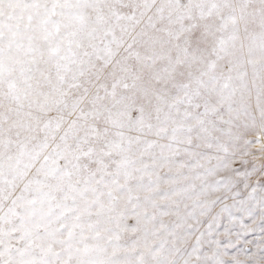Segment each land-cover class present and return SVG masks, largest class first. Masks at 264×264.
I'll return each instance as SVG.
<instances>
[{
    "label": "snow or ice",
    "instance_id": "snow-or-ice-1",
    "mask_svg": "<svg viewBox=\"0 0 264 264\" xmlns=\"http://www.w3.org/2000/svg\"><path fill=\"white\" fill-rule=\"evenodd\" d=\"M0 264H264V0H0Z\"/></svg>",
    "mask_w": 264,
    "mask_h": 264
}]
</instances>
